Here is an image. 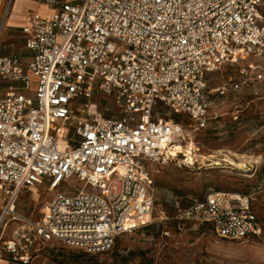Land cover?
<instances>
[{
    "label": "built area",
    "instance_id": "1",
    "mask_svg": "<svg viewBox=\"0 0 264 264\" xmlns=\"http://www.w3.org/2000/svg\"><path fill=\"white\" fill-rule=\"evenodd\" d=\"M35 1L53 14L25 19L30 62L0 57L8 83L0 97V226L23 223L1 247L22 264L38 244L103 253L118 236L151 225L146 164L196 162V136L222 129L214 98L245 83L228 79L211 89L209 76L249 58L263 61L249 70L264 72V0ZM12 2L0 0V29ZM251 74L244 72L246 81L257 79ZM106 97L119 118L99 113ZM157 106L181 121L155 116ZM67 126L74 129L66 136ZM187 143L194 148L184 154ZM73 179L82 187L61 191ZM33 187L50 195L34 222L14 213L21 191ZM174 209V224L207 227L221 240L262 234L247 195L213 191L185 207L176 200Z\"/></svg>",
    "mask_w": 264,
    "mask_h": 264
},
{
    "label": "rangeland",
    "instance_id": "2",
    "mask_svg": "<svg viewBox=\"0 0 264 264\" xmlns=\"http://www.w3.org/2000/svg\"><path fill=\"white\" fill-rule=\"evenodd\" d=\"M3 8L4 4L0 20ZM44 13L50 18L53 11ZM262 63L261 59L249 58L226 65L209 76L211 89L228 79L245 83L235 93L214 98L211 110L217 114L215 122L222 129L196 136L199 143V152L193 157L196 162L179 156L166 163L146 164L155 192L151 225L118 236L113 249L103 253L85 254L54 241L38 244L39 257L34 264H264V72L248 69ZM244 72H252L250 77L257 79L246 81ZM103 103L115 107L111 97L104 98ZM70 108L82 118L76 104ZM154 115L166 121H181L161 106L155 108ZM73 129L67 126L66 136ZM185 147L180 148L184 154ZM81 187L82 183L73 179L61 191ZM213 191L250 196L262 226L261 236L231 242L217 238L207 227L173 223L176 200L185 207ZM48 200L49 194L42 187L24 189L15 202L14 213L21 219L38 221ZM22 224L8 223L6 234L11 236Z\"/></svg>",
    "mask_w": 264,
    "mask_h": 264
},
{
    "label": "crops",
    "instance_id": "3",
    "mask_svg": "<svg viewBox=\"0 0 264 264\" xmlns=\"http://www.w3.org/2000/svg\"><path fill=\"white\" fill-rule=\"evenodd\" d=\"M12 11H8V15L4 21L3 27L0 30V57H16L18 58L23 66H26L31 59V54L25 50L24 48V36L21 32L22 27L25 24V19L28 14L32 12H38L42 16L45 15V12H50V9L39 5L35 0H13L10 9ZM35 86L34 80L31 83V89ZM8 87V83L0 80V97L3 96L6 88ZM14 87H20L19 84H14ZM99 107V113L103 118H119L118 112L115 107L110 108L105 105L103 102L97 103ZM109 108L110 111H106L105 108ZM35 190H37L35 188ZM20 195V194H19ZM50 196V195H49ZM49 201V200H48ZM4 207V197L0 192V215L3 211ZM34 222V220H29ZM6 227L0 226V264H22L17 259L14 258L13 255L7 253L1 245L11 239V236L6 234ZM38 251H35L30 255L31 262L29 264H34L35 259L39 257Z\"/></svg>",
    "mask_w": 264,
    "mask_h": 264
},
{
    "label": "bare ground",
    "instance_id": "4",
    "mask_svg": "<svg viewBox=\"0 0 264 264\" xmlns=\"http://www.w3.org/2000/svg\"><path fill=\"white\" fill-rule=\"evenodd\" d=\"M181 148V147H180ZM179 148V149H180ZM192 148H193V144H191V143H187V145H186V147H185V153H189L191 150H192ZM180 152H181V150H180ZM187 155V154H186ZM188 160H193L192 158L191 159H188ZM238 167H240V169H241V165H238ZM34 188V187H33ZM33 188H31V189H33ZM30 189V190H31ZM44 210V209H43Z\"/></svg>",
    "mask_w": 264,
    "mask_h": 264
},
{
    "label": "trees",
    "instance_id": "5",
    "mask_svg": "<svg viewBox=\"0 0 264 264\" xmlns=\"http://www.w3.org/2000/svg\"><path fill=\"white\" fill-rule=\"evenodd\" d=\"M143 228H145V227H143ZM143 228H140V229H143ZM79 251H81V250H79ZM83 253H85V254H87L86 252H84V251H82Z\"/></svg>",
    "mask_w": 264,
    "mask_h": 264
}]
</instances>
